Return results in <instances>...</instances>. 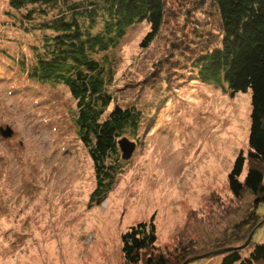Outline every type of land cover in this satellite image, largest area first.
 <instances>
[{
	"label": "rangeland",
	"instance_id": "374dc122",
	"mask_svg": "<svg viewBox=\"0 0 264 264\" xmlns=\"http://www.w3.org/2000/svg\"><path fill=\"white\" fill-rule=\"evenodd\" d=\"M167 4L149 47L140 46L148 32L142 23L113 52L109 110L135 106L145 125L118 184L88 208L95 180L73 128L74 103L64 87L28 79L39 33L15 27L19 13L0 0V264H127L121 237L140 223L154 225L157 252L180 245L194 256L193 249L224 241L251 209L249 194L234 198L227 183L239 153L240 180L250 166V95L231 97L190 70L198 53L218 43L215 9L209 0ZM258 212L251 233L262 243L264 206Z\"/></svg>",
	"mask_w": 264,
	"mask_h": 264
},
{
	"label": "trees",
	"instance_id": "16d2710c",
	"mask_svg": "<svg viewBox=\"0 0 264 264\" xmlns=\"http://www.w3.org/2000/svg\"><path fill=\"white\" fill-rule=\"evenodd\" d=\"M209 1L218 17V43L198 53L190 70L197 81L227 90L231 97L250 95V166L240 180L245 157L239 153L227 183L234 198L247 192L252 206L224 241L193 249L194 256L180 245L167 253L157 252L151 223L130 227L121 237L127 264H183L188 256L225 248L229 250L216 254L222 257L220 264H264V241L255 242L251 233L260 222L258 208L264 206V0ZM167 6V0H8V8L19 13L13 25L25 34L39 33L31 47L28 79L64 87L74 103L73 128L92 162L95 180L88 208L100 205L124 175L126 160L119 141H136L145 125L135 106L114 104L109 110L114 102L107 90L115 73L113 52L127 32L142 23L148 32L140 46L149 47L167 21ZM6 15L12 18L10 12ZM250 235L249 243L239 248Z\"/></svg>",
	"mask_w": 264,
	"mask_h": 264
},
{
	"label": "water",
	"instance_id": "95a60500",
	"mask_svg": "<svg viewBox=\"0 0 264 264\" xmlns=\"http://www.w3.org/2000/svg\"><path fill=\"white\" fill-rule=\"evenodd\" d=\"M10 134H11L10 131H8L7 133H3V135H5V136H10ZM118 144H119L120 151L122 153V159L128 160L130 158V156L132 155V152L134 150L135 144L131 143L130 141H128L126 139H121ZM250 239H251V235L249 236V238L246 241V243H244L243 245L239 246V248H244L249 243ZM228 250L229 249L225 248V249H222V250H218V251L209 253L207 255H203V256H199V257H192V258L186 260L183 264H188L190 262H193V261L201 259V258H205V257L210 256V255L221 254V253H224L225 251H228Z\"/></svg>",
	"mask_w": 264,
	"mask_h": 264
}]
</instances>
